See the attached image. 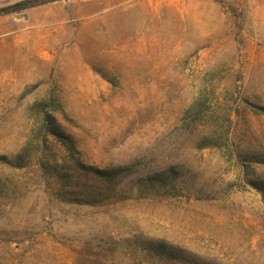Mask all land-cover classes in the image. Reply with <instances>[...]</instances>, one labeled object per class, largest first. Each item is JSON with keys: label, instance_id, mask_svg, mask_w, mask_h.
Wrapping results in <instances>:
<instances>
[{"label": "rangeland", "instance_id": "374dc122", "mask_svg": "<svg viewBox=\"0 0 264 264\" xmlns=\"http://www.w3.org/2000/svg\"><path fill=\"white\" fill-rule=\"evenodd\" d=\"M260 108L264 0L0 14V264H264Z\"/></svg>", "mask_w": 264, "mask_h": 264}, {"label": "trees", "instance_id": "16d2710c", "mask_svg": "<svg viewBox=\"0 0 264 264\" xmlns=\"http://www.w3.org/2000/svg\"><path fill=\"white\" fill-rule=\"evenodd\" d=\"M55 0H18L14 3L0 7V14H7L11 12H18L27 8H31L40 4H45ZM264 113V108H260ZM42 125L45 127L46 133L53 135L64 145L73 147L71 137L65 134L61 129V125L48 112H44ZM120 167H113L111 169H94L95 176L101 180L102 183L108 184L111 180L116 178L120 173ZM173 168L156 172L151 175L139 177L137 185L143 189H159L173 178ZM172 177V178H171ZM256 188L262 190L259 184H255Z\"/></svg>", "mask_w": 264, "mask_h": 264}]
</instances>
